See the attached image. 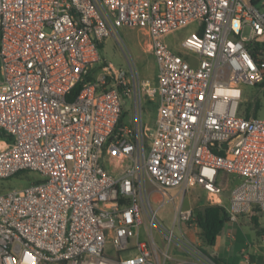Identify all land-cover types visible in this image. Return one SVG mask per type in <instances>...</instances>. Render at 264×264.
Segmentation results:
<instances>
[{"label":"built area","instance_id":"built-area-1","mask_svg":"<svg viewBox=\"0 0 264 264\" xmlns=\"http://www.w3.org/2000/svg\"><path fill=\"white\" fill-rule=\"evenodd\" d=\"M189 24L186 57L165 38ZM121 27L146 36L155 87L131 59L93 73ZM263 79L264 0H0V178L41 175L0 193V264H213L182 229L197 227L192 208L175 207L170 229L157 211L196 185L232 222L264 213V119L238 115L243 85ZM143 90L157 94L147 149L138 122L116 131L122 94L141 116Z\"/></svg>","mask_w":264,"mask_h":264},{"label":"rangeland","instance_id":"rangeland-1","mask_svg":"<svg viewBox=\"0 0 264 264\" xmlns=\"http://www.w3.org/2000/svg\"><path fill=\"white\" fill-rule=\"evenodd\" d=\"M194 27V24H189L175 31L171 36L172 38H170L169 40L170 45L173 46L176 50L180 51L181 55L186 57H188L189 54H187L184 50H181L179 48V44L187 35L194 31ZM119 34L121 36V39L123 40V43L122 41H120V37H118L117 34L116 36H108L102 42V61L106 60L110 62L114 67L120 68L124 71H128L127 59H131L136 66L139 78L144 82H148L151 87H155V85L157 84L158 68L153 54L145 45L146 36L142 33L141 29L137 27H121L119 28ZM121 97L123 101V109L125 111L122 125L132 130L135 129L137 122L139 126L142 125L144 127V145L147 149L150 143L149 133L153 131V127L155 124L157 94L155 93L153 98L151 99L144 90L142 91L141 116L136 115L132 97H128L124 94H122ZM238 115L244 117L253 116L256 118L264 119V96L260 84L256 86L243 85V92L239 102ZM1 145L2 142H0V146ZM103 165L106 169H109L110 171L116 173L120 171L122 172L123 170L116 165H111V163H109L108 155L105 156ZM229 177L230 179L232 178L231 175ZM236 180L237 179L234 177L231 180L230 185L225 186L223 193L224 197L228 196L229 189ZM39 181H41V175H39L38 173L29 170H22L11 177L0 178V193H4L14 188L27 186ZM168 193L173 196V198L171 199L167 197L165 203L157 211L159 218L167 229H170L172 226L175 207L180 206L182 209H193L196 207H200L206 202L204 195L200 191V187L196 185L183 186V188H170L168 190ZM225 203L228 202L226 201ZM152 204L154 208H156L158 205L155 200H153ZM247 216L248 217L245 224L246 226H244V228L246 230L255 229L256 226L251 222L250 215ZM253 216L257 217V221L260 220L259 215L255 214ZM262 217H264V213ZM231 226L232 222H228L224 227L225 229H227ZM182 229L184 232L190 234L192 233V235L196 236L193 226L188 225V227H185V225H182ZM152 232L158 246H165V241H163L161 234L155 228ZM175 233L176 235H180L178 226L175 228ZM249 234H252V231ZM140 239L149 242V235L145 227H142L140 231ZM196 244L199 248H201L200 243L196 242ZM235 250L236 249L233 250V253L235 252ZM212 251L213 249L210 250V252ZM169 252L176 259H183L186 257V254L181 252L176 244H171ZM105 254L107 256H114V250L110 242H107V245L105 247ZM209 254L212 255V253ZM210 261L211 263L215 264L211 259ZM170 263L171 261L167 262V264ZM244 264H249V262H244Z\"/></svg>","mask_w":264,"mask_h":264},{"label":"trees","instance_id":"trees-1","mask_svg":"<svg viewBox=\"0 0 264 264\" xmlns=\"http://www.w3.org/2000/svg\"><path fill=\"white\" fill-rule=\"evenodd\" d=\"M100 51L102 50V43L99 44ZM102 57V55H101ZM104 62H100L94 67L93 73L97 72ZM262 87V93L264 96V79L260 84ZM81 85L76 87V92L79 90ZM125 111L122 110V114L119 118L118 124L116 126V131H120L123 127L122 120ZM1 140L6 139V134L0 130ZM192 222L197 224L199 231L197 232V237L201 245V250L206 254L215 264H239L240 257L238 255L224 256L220 257L217 255H210L207 251L208 247L214 246L217 241L218 234L223 230L226 223L230 222L228 212L225 207L217 204L204 203L200 207L192 209ZM251 222L256 226V232L258 235L264 234V227H262L257 221L256 216H251ZM255 261V256L250 257V262Z\"/></svg>","mask_w":264,"mask_h":264},{"label":"crops","instance_id":"crops-1","mask_svg":"<svg viewBox=\"0 0 264 264\" xmlns=\"http://www.w3.org/2000/svg\"><path fill=\"white\" fill-rule=\"evenodd\" d=\"M172 35L173 33L166 36L165 40L168 43L170 38H172ZM0 142H2L1 146H3V140ZM200 191L205 197V203H208L205 190L200 188ZM223 200L224 204L226 205L227 203L225 202H228V196L224 197L223 195ZM257 215L260 216V220H258L259 224L264 227V217H262L263 213H259ZM247 217V215H240L237 221H230L232 222V226L227 229H225V227L223 228V230L217 236L216 244L207 248L208 253H212V255H217L220 257L238 255L240 257L239 264H244L245 261L243 260L242 255L243 253H246L249 256V264H264V234L258 235L256 232V227L253 230H246L244 226H246L245 224ZM198 231L199 228L194 227V233H196V236L192 235V233H187V235L193 241L200 243L197 237ZM251 231L252 234H249ZM211 249H213L212 252H210ZM234 249L236 250L233 253ZM251 256H255L254 262H250Z\"/></svg>","mask_w":264,"mask_h":264}]
</instances>
